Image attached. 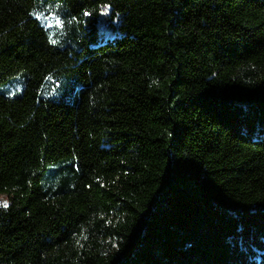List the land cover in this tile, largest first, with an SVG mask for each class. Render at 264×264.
I'll list each match as a JSON object with an SVG mask.
<instances>
[{"label":"trees","instance_id":"16d2710c","mask_svg":"<svg viewBox=\"0 0 264 264\" xmlns=\"http://www.w3.org/2000/svg\"><path fill=\"white\" fill-rule=\"evenodd\" d=\"M5 202L0 264H264V0H0Z\"/></svg>","mask_w":264,"mask_h":264},{"label":"rangeland","instance_id":"374dc122","mask_svg":"<svg viewBox=\"0 0 264 264\" xmlns=\"http://www.w3.org/2000/svg\"><path fill=\"white\" fill-rule=\"evenodd\" d=\"M45 26L47 28H54L57 25V22H60V17L58 13H51L45 17Z\"/></svg>","mask_w":264,"mask_h":264},{"label":"snow or ice","instance_id":"6c2138e0","mask_svg":"<svg viewBox=\"0 0 264 264\" xmlns=\"http://www.w3.org/2000/svg\"><path fill=\"white\" fill-rule=\"evenodd\" d=\"M0 206H3V207H7V203L5 202L3 205H0Z\"/></svg>","mask_w":264,"mask_h":264}]
</instances>
